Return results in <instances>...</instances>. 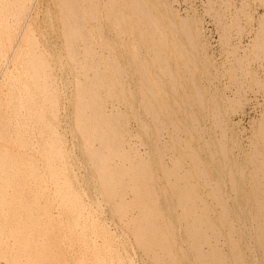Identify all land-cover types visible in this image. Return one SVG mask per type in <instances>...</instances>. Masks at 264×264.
I'll list each match as a JSON object with an SVG mask.
<instances>
[{"label": "bare ground", "instance_id": "6f19581e", "mask_svg": "<svg viewBox=\"0 0 264 264\" xmlns=\"http://www.w3.org/2000/svg\"><path fill=\"white\" fill-rule=\"evenodd\" d=\"M263 75L264 0H0V264H264Z\"/></svg>", "mask_w": 264, "mask_h": 264}, {"label": "rangeland", "instance_id": "374dc122", "mask_svg": "<svg viewBox=\"0 0 264 264\" xmlns=\"http://www.w3.org/2000/svg\"><path fill=\"white\" fill-rule=\"evenodd\" d=\"M180 1H182V0H180ZM197 9H201V6H199ZM205 19H207V21L208 20H212V19H210V18H208V17H206ZM208 29H214L213 31L211 30V33H212V35H214V36H216V37H214L215 39H216V41H217V43H218V46H217V48H219V49H223V50H225L226 48H227V45L226 46H222V44H224V42H225V40H227L226 39V35H225V37H224V35L222 36H220L219 34H218V32L217 31H215V30H217L216 29V27L214 26V24H213V22L211 21V23H210V25H209V27H208ZM212 43H214V42H212ZM216 48V47H215ZM218 52H219V54H220V50H218ZM218 54V55H219ZM223 54H220V57H216V59L218 60V62H220V61H223ZM221 58V59H220ZM225 59V58H224ZM263 74V73H262ZM263 77H264V75H263ZM264 80V79H263ZM253 92H254V90H252V92H251V95H250V98H253V100H254V96L252 95L253 94ZM254 94H255V92H254ZM256 95L258 96H256L258 99H260L261 97V95H259V93L257 94L256 93ZM260 97V98H259ZM256 98V99H257ZM244 110H245V112H246V110L248 111V108H244ZM249 113H248V115L249 116H246V120H244L245 122L244 123H246L248 120H249V118L250 117H252V115H254L255 114V112H254V114H253V112L252 111H248ZM257 114V113H256ZM248 117V118H247ZM235 118H236V120H237V117L235 116Z\"/></svg>", "mask_w": 264, "mask_h": 264}]
</instances>
